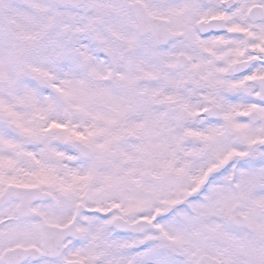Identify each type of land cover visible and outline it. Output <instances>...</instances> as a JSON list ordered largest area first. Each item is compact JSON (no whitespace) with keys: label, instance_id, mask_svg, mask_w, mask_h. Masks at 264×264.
Masks as SVG:
<instances>
[{"label":"snow or ice","instance_id":"snow-or-ice-1","mask_svg":"<svg viewBox=\"0 0 264 264\" xmlns=\"http://www.w3.org/2000/svg\"><path fill=\"white\" fill-rule=\"evenodd\" d=\"M0 264H264V0H0Z\"/></svg>","mask_w":264,"mask_h":264}]
</instances>
